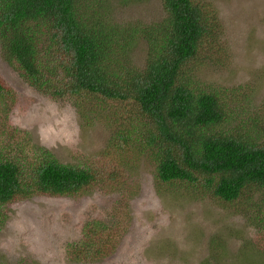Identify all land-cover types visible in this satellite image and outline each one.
Instances as JSON below:
<instances>
[{
	"label": "trees",
	"instance_id": "16d2710c",
	"mask_svg": "<svg viewBox=\"0 0 264 264\" xmlns=\"http://www.w3.org/2000/svg\"><path fill=\"white\" fill-rule=\"evenodd\" d=\"M105 2L0 0V53L36 92L80 111L94 102L103 108L99 113L113 116L108 155L131 146L147 156L157 184L181 183L224 203L258 192L264 222V143L251 139L255 130L226 129L229 116L221 103L192 75L193 67L212 63L209 37L217 19L199 0H161V20L116 24ZM141 42L142 68L132 60ZM10 93L0 83V226L8 206L32 196L75 198L89 189L109 193L122 183L114 193L120 210L126 206L125 184L133 188L122 169L127 157L61 163L11 129L5 116ZM113 218L86 222L69 257L94 260L113 250L124 211Z\"/></svg>",
	"mask_w": 264,
	"mask_h": 264
},
{
	"label": "rangeland",
	"instance_id": "374dc122",
	"mask_svg": "<svg viewBox=\"0 0 264 264\" xmlns=\"http://www.w3.org/2000/svg\"><path fill=\"white\" fill-rule=\"evenodd\" d=\"M105 9L116 24H152L165 12L161 0H106ZM216 18L209 39L211 61L193 67L192 75L213 93L238 134L251 132L264 143V0H199ZM145 43L132 53L140 68ZM1 52V51H0ZM0 83L11 91L7 123L30 145L47 148L64 164L127 157L130 199L121 210L122 183L105 190H87L71 197L32 196L12 203L0 226V264H264V222L259 193L224 203L209 193L184 184L159 185L145 154L124 151L108 155L113 116L99 113L94 102L80 111L36 92L6 63L0 53ZM99 113V114H97ZM222 128V127H221ZM221 128L214 129V132ZM124 211L116 247L94 260H72L69 245L80 242L88 221H113ZM256 216V217H255ZM262 219V220H261ZM257 241H256V240ZM258 242V249L255 243Z\"/></svg>",
	"mask_w": 264,
	"mask_h": 264
}]
</instances>
